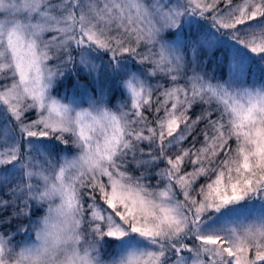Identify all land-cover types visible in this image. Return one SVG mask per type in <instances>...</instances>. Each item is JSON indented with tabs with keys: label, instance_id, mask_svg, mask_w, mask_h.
Here are the masks:
<instances>
[{
	"label": "snow or ice",
	"instance_id": "1",
	"mask_svg": "<svg viewBox=\"0 0 264 264\" xmlns=\"http://www.w3.org/2000/svg\"><path fill=\"white\" fill-rule=\"evenodd\" d=\"M253 64L264 0H0V264H264Z\"/></svg>",
	"mask_w": 264,
	"mask_h": 264
},
{
	"label": "trees",
	"instance_id": "2",
	"mask_svg": "<svg viewBox=\"0 0 264 264\" xmlns=\"http://www.w3.org/2000/svg\"><path fill=\"white\" fill-rule=\"evenodd\" d=\"M235 1H237V0H234V2ZM229 46L230 45L225 44L226 48L229 47ZM73 54L76 55L77 53L74 52ZM97 55L99 56V61H98L99 63H104V64L107 63V61H108V56L107 55L100 54V53H98ZM206 55L207 54L205 53V56ZM216 55L219 56L220 53H216ZM211 67H212L211 64H209L208 65V70L209 71H211ZM252 68H253V77H252L253 80L264 78V68H261V66H259L258 64H253ZM79 75H80L82 83L91 84V80L87 77V75L85 73L81 72V73H79ZM104 75H106V73L101 72V76L103 77ZM107 76H108L107 84L109 85V87L111 89L108 92V96L111 99V103L109 104V106L112 107V108H115L116 105H118L121 102L125 101L126 93L124 92L123 88L119 87L118 84H117V82L120 79L118 76H116L114 74H111V73H107ZM151 82L152 83H157L158 81L153 79ZM159 83H164V81L160 80ZM71 86H72V81L67 82L65 85L60 87V93L63 94V92L65 91V88H71ZM165 86L167 87L168 85H165ZM154 99H155V97H154ZM194 111L198 115V114H200L202 109L200 107H196L194 109ZM145 114L147 115V113H145ZM160 115H162V113ZM154 118H155V114H153V116L149 117V119H154ZM192 119H195V115L192 116ZM201 127H202V125H201ZM190 139H191V137H189V140ZM198 139H200V138L198 137ZM50 144L55 149V151L51 154V156H59L60 154H62V152H61V149L63 147L62 145H59V146L55 145L54 142H50ZM185 146H187V142L185 143ZM141 147L144 148V151H148V149L144 145H141ZM71 151H75L74 147H71ZM161 167H163V165H161ZM153 171H158V169H154ZM134 174L135 175H139V172H135ZM155 182L156 181L153 179L152 183L155 184ZM0 196H2L5 199L10 198L7 195V192L5 193L4 188H0ZM256 206L257 205H255V204L250 205V207H256ZM44 209L45 208H42L39 205L35 206V210L31 214V219H32L33 222L36 220L37 217L42 215ZM2 211H3V213H1V210H0V218H4V217L10 216L12 214V209L11 208H9L7 210H2ZM21 225L25 229H27V227H28V218H25V217L21 216V217H19L17 219H14L6 227H1V228L2 229H6V231L16 232L17 227L21 226ZM16 235H17V239H19V238L21 239V238H23L25 236V233L24 232H18V233H16Z\"/></svg>",
	"mask_w": 264,
	"mask_h": 264
},
{
	"label": "rangeland",
	"instance_id": "3",
	"mask_svg": "<svg viewBox=\"0 0 264 264\" xmlns=\"http://www.w3.org/2000/svg\"><path fill=\"white\" fill-rule=\"evenodd\" d=\"M235 2H237V1H235ZM222 7H223V5H221ZM133 71H135V69L133 70ZM128 99V96H127V93H126V99H125V101ZM125 101H123V102H121V103H124ZM85 107L87 106V105H84ZM113 109H115V108H113ZM75 153V151H69V152H67V153H63L62 152V154H60L59 156H50V158L53 160V163H55L57 160H59L60 158H61V156H63V155H67V156H71V155H73ZM33 183H35V180H33ZM0 188H3V187H0ZM4 191H5V193H6V190L4 189ZM45 211H46V209H44V211H43V213H42V215L45 213ZM1 213H3V211L1 210ZM42 215H40L39 217H37L36 218V220L37 219H39ZM35 220V221H36ZM34 221V222H35ZM6 231V229H2L1 227H0V232H5ZM18 240H20V238L18 239Z\"/></svg>",
	"mask_w": 264,
	"mask_h": 264
}]
</instances>
